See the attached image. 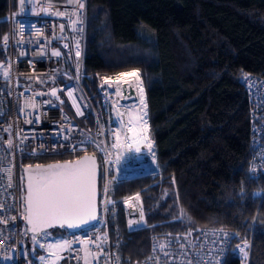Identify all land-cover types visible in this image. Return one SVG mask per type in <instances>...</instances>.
<instances>
[{
  "label": "trees",
  "instance_id": "1",
  "mask_svg": "<svg viewBox=\"0 0 264 264\" xmlns=\"http://www.w3.org/2000/svg\"><path fill=\"white\" fill-rule=\"evenodd\" d=\"M83 1V86L105 122L100 76L140 70L160 173L109 182L111 199L140 188L145 208L146 225L133 230L120 204L107 210L103 230L117 259L147 255L154 232L226 226L241 240L250 237L248 264H264V171L247 172L249 102L239 80L264 76V0ZM8 2L0 0V61ZM71 155L20 154L18 161ZM225 264H243L242 256L231 249Z\"/></svg>",
  "mask_w": 264,
  "mask_h": 264
},
{
  "label": "built area",
  "instance_id": "2",
  "mask_svg": "<svg viewBox=\"0 0 264 264\" xmlns=\"http://www.w3.org/2000/svg\"><path fill=\"white\" fill-rule=\"evenodd\" d=\"M79 2L84 4L83 0ZM42 8L47 10L41 11ZM56 12L66 15H56ZM83 16L84 7L79 9L78 3H69V0L8 2L5 34L8 39L6 42L2 39L6 58L0 61V263L86 264L87 249L90 253L87 264H225L232 249L242 256L243 264H248L250 237L246 239L248 255L245 258L237 249V245L243 246L244 240L226 226L154 232L150 236L147 255L129 261L117 259L103 230L107 210L120 204L125 225L133 230L146 225L145 208L140 188L114 199L109 197L111 180L134 175L109 173L110 162L116 170L119 153L114 148L115 136L108 128L111 121H107L103 130L81 81ZM21 25L24 27L22 35ZM37 30L41 34L38 35ZM77 51L80 52L79 57ZM54 52L60 55H54ZM239 80L248 93L249 102L250 157L247 172L251 177H258L264 171V76L244 73ZM100 86L99 81V91ZM53 89L56 95L52 94ZM70 109L80 120L71 115ZM78 109L82 114H78ZM85 110L92 112L94 127ZM93 148L101 156L96 222L75 231L63 227L59 228L63 229L62 232L53 230L58 227L44 228L35 233L27 231L23 221L20 167L33 161L20 163L18 156L67 153L73 157L77 152ZM105 186L108 189L106 194ZM136 194H139V200L134 199ZM130 199L131 204L126 202ZM129 221L137 223L130 225ZM64 241L70 242V247H50Z\"/></svg>",
  "mask_w": 264,
  "mask_h": 264
},
{
  "label": "snow or ice",
  "instance_id": "3",
  "mask_svg": "<svg viewBox=\"0 0 264 264\" xmlns=\"http://www.w3.org/2000/svg\"><path fill=\"white\" fill-rule=\"evenodd\" d=\"M21 4L25 0H20ZM78 3V8L82 9L84 4L79 0H69V3ZM51 5H49V9ZM47 9H41L46 11ZM56 15H66L64 12H56ZM73 24L76 21L72 22ZM63 29V25H61ZM24 32V27L21 25L20 33ZM37 34H41L37 30ZM4 41L6 42L8 37L5 36ZM78 43V42H77ZM54 55H60L59 52H54ZM76 55L79 57L80 52L77 51ZM7 76V72L4 73ZM130 77V78H129ZM104 83L112 86L115 84L117 95L121 94L123 86L135 88L140 96V102L146 107L144 101V89L142 86L141 72L139 69H133L128 73H118L116 78L112 79L109 77L102 78ZM52 94L56 95V90H52ZM72 94L69 93V96ZM35 106V105H31ZM78 114H82L79 112ZM146 115V113H144ZM139 121L143 124V127L139 130L140 133L147 132V123L144 120L143 115L135 114L131 122ZM129 131H136L134 128H130ZM117 141H119V134H116ZM143 139H147V136H143ZM11 144V141H9ZM151 149V143L148 144ZM140 151L139 148L136 149ZM28 172L27 176V196H26V212L27 215L24 217L29 224L32 225V231L39 232L44 228L50 227L54 224L61 226L67 225L68 227H78L82 224L87 223L89 220L96 218V176H97V164L94 155H85L75 159L64 161L63 163L57 162L48 165H35L34 169L32 165H28L26 168ZM105 194L108 189L105 186ZM134 199L139 200V194H136ZM110 202V201H109ZM131 204V199L126 201ZM141 221L144 219L143 212L140 213ZM6 223V221H5ZM133 221H129L132 225ZM35 239V237H34ZM85 244L88 242L85 241ZM57 249H63L70 247V242L64 241L62 244L50 246ZM248 248L247 240L243 241V246L237 245V249L247 257L248 253L245 249ZM85 260L87 264V256L90 254L85 250ZM55 255V254H53Z\"/></svg>",
  "mask_w": 264,
  "mask_h": 264
},
{
  "label": "bare ground",
  "instance_id": "4",
  "mask_svg": "<svg viewBox=\"0 0 264 264\" xmlns=\"http://www.w3.org/2000/svg\"><path fill=\"white\" fill-rule=\"evenodd\" d=\"M130 71L131 70L125 71L124 73H128ZM109 78L115 79L116 76H109ZM105 87V92L107 93L109 85L105 83ZM116 87L117 86L115 84L111 86V88L114 89V98H110L109 101L112 106L113 115L117 119V126L112 122L108 126L112 134L115 136L114 148L119 153L117 154L116 158V172L118 174L131 176L136 175L140 172H148L151 169L149 168V166L156 162V160L153 150V142L148 131L147 103L145 94L144 101L146 107L141 104L139 93L135 88H132L133 91L131 92V94L127 90L125 91V88L127 89V86H123L121 89V94L117 95L115 91ZM144 113H146V115H144ZM135 114L143 115L144 120L147 123L146 133H140L139 131L143 127V124L141 122L134 121L130 123V120H133ZM130 128H134L136 131H129ZM117 133L120 137L119 141H117L116 138ZM130 134H133L132 137L130 136ZM143 136H147V139H143ZM125 139L128 140V142ZM149 143H151V149H149L148 147ZM137 148L140 149L139 152L136 151ZM127 151L129 153H131V151L134 153L131 154L132 157L128 155Z\"/></svg>",
  "mask_w": 264,
  "mask_h": 264
},
{
  "label": "water",
  "instance_id": "5",
  "mask_svg": "<svg viewBox=\"0 0 264 264\" xmlns=\"http://www.w3.org/2000/svg\"><path fill=\"white\" fill-rule=\"evenodd\" d=\"M134 69H137V68H134ZM144 88V87H143ZM144 94H145V91H144ZM146 98V97H145ZM85 153L89 154V155H94L95 158H96V164H97V176H96V188H97V195H96V212H95V216L96 218L93 219V220H89L87 223L85 224H82L78 227H68L67 225H64V226H61L59 224H54L50 227H63L65 228L66 230L68 231H75L77 229H80L82 227H85V226H88V225H91L93 224L94 222H96L97 218H98V198H99V176H100V162L97 158V155H96V152L93 151V150H87V151H82L80 152L79 154L73 156V157H67V158H56V159H50V160H47V161H33V162H27V163H23L20 167L21 169V186H22V205H23V221L25 223V226H26V230L27 231H32V225L28 223V221L24 218L26 215H27V212H26V196H27V176H28V172L26 171V168L28 165H32L33 166V169L35 167V165H48V164H53V163H57V162H60V163H63L64 161H68V160H75L83 155H85ZM155 154V153H154ZM50 227H47V228H50Z\"/></svg>",
  "mask_w": 264,
  "mask_h": 264
},
{
  "label": "rangeland",
  "instance_id": "6",
  "mask_svg": "<svg viewBox=\"0 0 264 264\" xmlns=\"http://www.w3.org/2000/svg\"><path fill=\"white\" fill-rule=\"evenodd\" d=\"M130 70H132V69H130ZM125 71H129V70H125ZM125 71H122V72H125ZM119 73H121V72H119ZM106 75H109V74H105V75H101L100 76V79H99V81H100V83H101V86H100V93H101V104L104 106V109H105V122H103V120L100 118V115L98 114V112H97V115H98V118L100 119V121H101V125H102V129L104 130L105 129V127H106V124H107V121L109 120V121H111L114 125H116L117 126V119H116V117H114V115H113V112H112V106H111V103H110V101H109V99L111 98V99H113L114 98V89H112L111 88V86H109L108 87V89H107V93L105 92V83H104V81H103V79L102 78H104V77H106ZM116 76V75H115ZM115 76H112V77H115ZM128 91V92H132L133 91V89L132 88H130V87H128L127 86V89L125 88V91ZM124 93V92H123ZM108 94V95H107ZM132 94V93H131ZM85 112H88L87 110H85ZM106 133L107 132H105V136H106ZM132 135L133 134H130V136L132 137ZM126 140V139H125ZM127 142H128V140H126ZM129 141H130V138H129ZM133 144V143H132ZM128 152V151H127ZM136 152V151H135ZM131 154H134L132 151H131V153H129L128 152V155H130L131 157H132V155ZM155 155V154H154ZM154 164V165H153ZM152 165H150L149 166V168H151L150 169V171H148V172H140V173H137L136 175H134L133 177H137V176H140V175H148V176H152V175H157V177H160V173H159V169H158V167H157V164H156V162H154ZM110 170H112V172L110 171ZM116 172V170H115V168H114V166H113V164L110 162V165H109V173H111V174H113V173H115ZM156 179H158V178H156ZM156 179H155V181H156ZM0 264H3L2 262L0 263Z\"/></svg>",
  "mask_w": 264,
  "mask_h": 264
}]
</instances>
